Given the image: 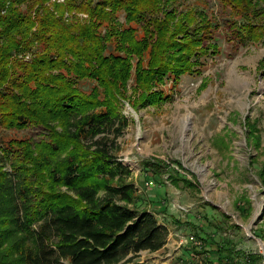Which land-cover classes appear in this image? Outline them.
I'll list each match as a JSON object with an SVG mask.
<instances>
[{
    "label": "trees",
    "instance_id": "16d2710c",
    "mask_svg": "<svg viewBox=\"0 0 264 264\" xmlns=\"http://www.w3.org/2000/svg\"><path fill=\"white\" fill-rule=\"evenodd\" d=\"M219 2L240 42H264V0ZM133 21L145 33L137 41ZM218 27L201 1L0 0V128L45 132L0 139V264H125L164 248L167 225L138 208L132 171L114 154L128 120L107 96L109 79L125 85L130 57L146 50L152 74L138 59V83L201 75L220 53ZM25 51L31 61L15 57ZM169 97L157 88L145 100Z\"/></svg>",
    "mask_w": 264,
    "mask_h": 264
},
{
    "label": "rangeland",
    "instance_id": "374dc122",
    "mask_svg": "<svg viewBox=\"0 0 264 264\" xmlns=\"http://www.w3.org/2000/svg\"><path fill=\"white\" fill-rule=\"evenodd\" d=\"M187 1L207 5L219 23L214 40L220 53L204 58L203 73L184 74L179 84L154 81L153 75L138 83V59L143 71L154 64L149 65L155 54L146 50L130 57L125 89L123 81L109 79L107 96L118 98L128 120L114 154L132 171L128 181L139 188L138 208L155 212L169 229L159 257L142 252L125 264L171 255L165 264H264V42H240L219 0ZM118 17L125 23L124 11ZM131 26L135 40L141 39L140 24ZM100 29L109 32V24ZM110 44L119 52L116 41ZM15 57L31 61L34 55L25 51ZM157 88L170 97L147 102L146 94ZM44 134L33 126L0 128V139L38 140ZM10 164L4 169L11 170ZM195 246L201 253L192 251Z\"/></svg>",
    "mask_w": 264,
    "mask_h": 264
},
{
    "label": "crops",
    "instance_id": "0c3cea01",
    "mask_svg": "<svg viewBox=\"0 0 264 264\" xmlns=\"http://www.w3.org/2000/svg\"><path fill=\"white\" fill-rule=\"evenodd\" d=\"M167 245V244H166ZM166 245L164 246V248L166 247ZM164 248H162V249H160V250H158V251H155L156 252V254H154L155 252H150V253H152V254H154V256L153 257H159L158 256V254H157V252H159V251H162ZM142 252H149L148 250H146V251H142ZM141 252V253H142ZM163 258L161 257L160 259H154V260H152V262H150V264H165L166 262H169V260L170 259H172V255H171V258H169V259H166V260H162ZM148 263V262H147Z\"/></svg>",
    "mask_w": 264,
    "mask_h": 264
}]
</instances>
